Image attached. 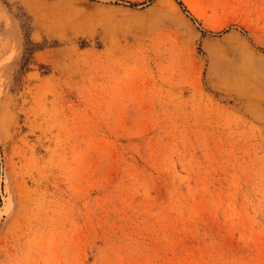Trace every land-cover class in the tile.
I'll use <instances>...</instances> for the list:
<instances>
[{
	"label": "rangeland",
	"instance_id": "rangeland-1",
	"mask_svg": "<svg viewBox=\"0 0 264 264\" xmlns=\"http://www.w3.org/2000/svg\"><path fill=\"white\" fill-rule=\"evenodd\" d=\"M0 264H264V0H0Z\"/></svg>",
	"mask_w": 264,
	"mask_h": 264
},
{
	"label": "bare ground",
	"instance_id": "bare-ground-1",
	"mask_svg": "<svg viewBox=\"0 0 264 264\" xmlns=\"http://www.w3.org/2000/svg\"><path fill=\"white\" fill-rule=\"evenodd\" d=\"M117 172V171H116Z\"/></svg>",
	"mask_w": 264,
	"mask_h": 264
}]
</instances>
